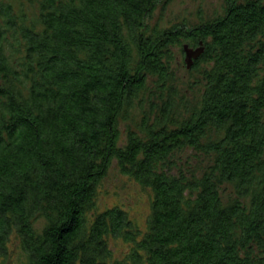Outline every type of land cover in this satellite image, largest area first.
<instances>
[{
  "label": "trees",
  "instance_id": "1",
  "mask_svg": "<svg viewBox=\"0 0 264 264\" xmlns=\"http://www.w3.org/2000/svg\"><path fill=\"white\" fill-rule=\"evenodd\" d=\"M173 1L0 0V264H264V0ZM114 165L145 229L99 209Z\"/></svg>",
  "mask_w": 264,
  "mask_h": 264
},
{
  "label": "rangeland",
  "instance_id": "2",
  "mask_svg": "<svg viewBox=\"0 0 264 264\" xmlns=\"http://www.w3.org/2000/svg\"><path fill=\"white\" fill-rule=\"evenodd\" d=\"M224 6L225 0H174L164 15H161L160 10L155 19H163L164 24L187 22L194 25L200 21V18L208 20L215 17V14L222 13ZM177 61L183 62L180 55ZM176 66L180 80L187 83L193 79L186 73L185 67L178 64ZM151 197L152 194L149 190L142 188L130 177L122 175L117 166L114 165L99 188L98 206L101 211L113 206H120L130 213L139 227L145 229L151 210ZM39 224H42V221ZM15 242L17 240L13 239L11 244L12 255L8 264L16 263L20 256V251L16 248ZM114 244L115 257L120 259L126 253L127 247L122 242Z\"/></svg>",
  "mask_w": 264,
  "mask_h": 264
},
{
  "label": "water",
  "instance_id": "3",
  "mask_svg": "<svg viewBox=\"0 0 264 264\" xmlns=\"http://www.w3.org/2000/svg\"><path fill=\"white\" fill-rule=\"evenodd\" d=\"M184 50L186 54L187 68L191 69L195 60L199 59L201 55L204 53V48L201 43V46L196 49L190 48L188 45H185Z\"/></svg>",
  "mask_w": 264,
  "mask_h": 264
}]
</instances>
